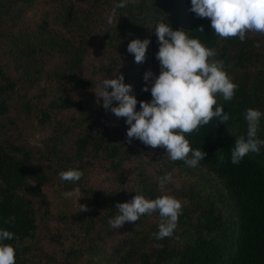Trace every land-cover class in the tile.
<instances>
[{
    "label": "trees",
    "instance_id": "obj_1",
    "mask_svg": "<svg viewBox=\"0 0 264 264\" xmlns=\"http://www.w3.org/2000/svg\"><path fill=\"white\" fill-rule=\"evenodd\" d=\"M121 2L0 0V230L14 237L0 243L18 244L16 264H83L97 252L111 264H264V146L231 163L235 140L247 137L246 110L264 114V34L222 38L209 18L189 11L191 0ZM159 22L215 49L210 59L222 61L238 86L230 101L216 94L214 110L229 114L226 124L213 118L185 134L192 149L207 154L195 167L129 141L126 118L106 110L94 92L118 70L137 111L140 101L151 102L154 79L144 76L160 74ZM136 39L150 41L143 63L127 51ZM257 138L264 140V115ZM69 169L81 170V180H61ZM166 174L171 180L161 188ZM77 187L79 207L89 210L54 213L50 191L66 198ZM168 190L184 204L172 236L154 238L158 211L119 229L109 225L116 204Z\"/></svg>",
    "mask_w": 264,
    "mask_h": 264
},
{
    "label": "clouds",
    "instance_id": "obj_2",
    "mask_svg": "<svg viewBox=\"0 0 264 264\" xmlns=\"http://www.w3.org/2000/svg\"><path fill=\"white\" fill-rule=\"evenodd\" d=\"M127 3L128 0H122L118 7H126ZM189 11L198 18H209L212 29L222 38L238 36L243 41L248 31L264 34V0H191ZM114 15L115 10L108 18L109 24L113 22ZM199 30L203 31V27ZM153 34L159 44L156 59L160 63V74L154 77L149 71L144 76L146 82L154 79L151 83V102L140 101L141 110L137 111L138 101L129 95L132 88L124 83L122 74L117 76L118 70L113 73L116 78L104 79L94 92L97 98H103L106 110L111 108L117 118H126L129 141L137 139L152 149H164L170 160H182L195 167L207 154L200 149H192L185 134L207 125L213 118L226 124L230 117L223 107H215L214 110L216 94H222L225 101H230L238 86L223 70L222 61L210 59L216 55L215 49L207 48L198 39L190 38L185 31L173 30L164 22L156 24ZM149 43L147 39L129 43L127 51L134 54L136 63L145 61ZM143 91L148 92L149 88L145 87ZM113 102L117 106L111 107ZM244 115L248 124L247 137L235 140L231 150L233 164L240 163L250 152L259 153L260 147L264 146V140L257 138L259 122L264 114L250 108ZM83 175L78 169L59 173L61 180L72 182L80 181ZM170 180V174L161 177L160 187L164 188ZM63 195L66 198L75 197L78 202L81 191L77 187ZM115 207L119 215L108 221L115 229L126 222H136L146 213L158 211L161 223L158 232L153 233L157 240L172 236L182 214L181 201L169 195L148 200L136 194L131 201L118 203ZM88 210L86 205H80V211ZM13 238V233L0 230V241ZM16 247L0 243V264H16Z\"/></svg>",
    "mask_w": 264,
    "mask_h": 264
},
{
    "label": "rangeland",
    "instance_id": "obj_3",
    "mask_svg": "<svg viewBox=\"0 0 264 264\" xmlns=\"http://www.w3.org/2000/svg\"><path fill=\"white\" fill-rule=\"evenodd\" d=\"M35 14L33 12H31L28 16L29 20H32L34 18ZM36 139L40 138V134H37L35 136ZM103 176L100 174H93L92 175V181L93 182H100L102 181ZM162 195H169L172 196L170 194V191H164V193ZM50 199H51V203H52V211L54 213H57L58 211H65L68 212L71 216L74 217H81V211H80V207L79 204L77 202V198L72 197V198H63L62 196H59L57 194L56 190H51L50 191ZM183 203V202H181ZM184 206V204H182V207ZM83 264H111L108 259H107V255L102 253V252H97L94 255H92L91 257L87 258V260L83 261Z\"/></svg>",
    "mask_w": 264,
    "mask_h": 264
}]
</instances>
